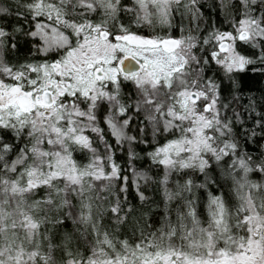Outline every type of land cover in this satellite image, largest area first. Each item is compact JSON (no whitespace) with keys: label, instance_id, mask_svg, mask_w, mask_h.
<instances>
[{"label":"snow or ice","instance_id":"obj_1","mask_svg":"<svg viewBox=\"0 0 264 264\" xmlns=\"http://www.w3.org/2000/svg\"><path fill=\"white\" fill-rule=\"evenodd\" d=\"M250 74L264 0H0V264H264Z\"/></svg>","mask_w":264,"mask_h":264},{"label":"trees","instance_id":"obj_2","mask_svg":"<svg viewBox=\"0 0 264 264\" xmlns=\"http://www.w3.org/2000/svg\"><path fill=\"white\" fill-rule=\"evenodd\" d=\"M205 3H207L208 5H212V0H204ZM216 4H219V0H216ZM207 14L212 16L213 19H215L217 21V24L220 25L223 23V19H222V13L219 11L218 8H213L210 7L207 10ZM225 27L227 25H224ZM261 87H264V77L258 76V75H249L246 78L245 81V88L246 90H248L249 88L251 90H259ZM261 138L257 137L255 144H253L251 141L248 142V146L249 148H251L253 151H256V149L258 148V146L261 143ZM127 149L128 146L127 144H125L123 146V151L117 150L116 152V159L121 162V163H125L127 161ZM136 149L137 151H143L146 152L147 148L143 145H136ZM133 163H135L138 167H144V165H146L148 163V161L146 159H143V161L138 158V159H134ZM131 171H129V176H131ZM132 192L134 194V189H132Z\"/></svg>","mask_w":264,"mask_h":264}]
</instances>
